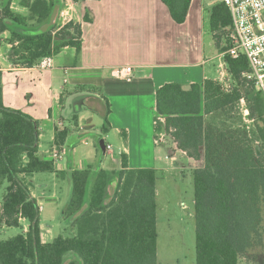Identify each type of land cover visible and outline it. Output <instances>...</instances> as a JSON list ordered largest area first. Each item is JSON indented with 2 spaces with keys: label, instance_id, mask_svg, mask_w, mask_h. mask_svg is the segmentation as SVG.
I'll list each match as a JSON object with an SVG mask.
<instances>
[{
  "label": "trees",
  "instance_id": "trees-1",
  "mask_svg": "<svg viewBox=\"0 0 264 264\" xmlns=\"http://www.w3.org/2000/svg\"><path fill=\"white\" fill-rule=\"evenodd\" d=\"M63 1L22 0L27 8L22 14L11 8L12 0H0V35L10 32L13 44L10 61L32 67L65 47L75 51L76 59L80 57L81 22L71 20L42 30ZM162 1L176 23L186 21L192 0ZM84 19L91 20L88 14ZM231 25L228 7L223 2L215 5L210 27L236 84L226 89L207 79L184 90L183 84L168 82L156 93L155 119H165L155 127L156 134L164 131L188 158L204 162L193 171L197 264H239L241 256L263 238L264 96L243 75L250 69L247 57L226 53L228 42L221 47L218 34L226 28L229 33ZM2 77L0 71V186L7 187L0 203V227L20 226L26 219L28 228L0 240V264H158V172L129 168L124 153L120 170L88 166L71 172V196L62 214L72 233L43 241L41 208L24 176L55 172L56 162L39 155V121L4 104ZM242 98L249 102L250 117L256 122L253 135L237 116ZM110 110L108 101L104 133L110 127ZM64 137L65 133L61 142ZM115 176L117 186L111 193Z\"/></svg>",
  "mask_w": 264,
  "mask_h": 264
},
{
  "label": "crops",
  "instance_id": "crops-1",
  "mask_svg": "<svg viewBox=\"0 0 264 264\" xmlns=\"http://www.w3.org/2000/svg\"><path fill=\"white\" fill-rule=\"evenodd\" d=\"M17 1L12 0L11 8L27 14L22 0ZM220 2L192 0L186 21L178 24L162 0H73L72 19L81 22L83 29L78 59L72 48L65 47L54 56L51 69L8 68L14 63L0 50V62L8 68L2 71L4 104L39 121V155L45 128L51 130L50 157L44 159H53L55 149L65 151L63 158L55 163V172L49 173L64 179L75 169L97 168L86 160L75 161L69 155L68 141L73 137L87 144V135L95 133L103 136L110 146L107 139L111 131L121 136L119 151L120 155L128 156L129 168L163 170L158 165L161 157L156 156L157 90L168 82L192 85L221 78L222 65L226 64L224 52L217 46L210 27V12ZM86 14L90 21H85ZM59 55L62 62H56ZM127 65L133 67L129 79L113 76L115 68ZM42 95L45 99H41ZM108 101L112 109L108 115L110 131L104 133ZM59 133H62L60 137ZM147 143L152 153L142 158ZM24 177L28 182L31 176ZM47 189L44 184L39 194L31 187L41 206L40 199ZM62 190L67 198V189ZM66 198L62 207L69 199ZM46 199L57 205L61 202L57 192Z\"/></svg>",
  "mask_w": 264,
  "mask_h": 264
},
{
  "label": "rangeland",
  "instance_id": "rangeland-1",
  "mask_svg": "<svg viewBox=\"0 0 264 264\" xmlns=\"http://www.w3.org/2000/svg\"><path fill=\"white\" fill-rule=\"evenodd\" d=\"M17 2H20V0ZM67 5V0H64L62 7H67ZM58 22V27L64 26L62 25V20L61 23L59 20ZM228 29L229 28H226L218 34L221 47H225L229 40L230 32H227ZM0 38V50H2L6 54L7 58H9V55L12 52V43L9 41L10 32H4L0 35ZM58 58L59 59L56 60V62H62V57L60 55ZM224 66L227 68L226 71L228 74L217 81H219L226 89H230L234 84H236V82L228 70L227 63H224L223 70ZM41 99H45L43 95L41 96ZM244 100L245 105L249 109V102L245 98ZM36 104L38 106L41 105L37 102ZM237 108V116L241 117V122L247 127L250 132L249 134L253 135L256 122L251 119L250 111L249 115H245V106L241 103V101L239 102ZM158 125L156 126L158 127ZM51 136V130L49 128H45L40 147V155L43 158L50 157L48 150L52 144ZM100 137V134H88L86 137L88 142L87 144L84 142H78L77 140H74L73 137L70 138L68 141V145L71 148L69 155H71L75 161L80 159L86 160L90 165H95V167L103 168L102 166H104V168L108 170H120L122 167L121 152L119 151L121 146V136L115 132H109L107 141L110 142V147L111 145L112 147L110 148L109 154L106 156H103L99 145ZM151 153L152 149L147 143L146 155H141V157L147 158ZM156 156L161 157L159 158V160L161 159V162L158 163V165L163 167V170H159L158 172V195L156 198L158 264H197L194 206L195 188L193 171L202 166L204 162L203 160L196 161L190 159L186 154H182L180 150L175 147V144L170 136L166 137V142L158 144ZM28 182L33 185L31 187L35 193H42L44 184L48 187L45 191L46 194L40 199L44 208L41 212L43 241L51 242L58 235L70 236L72 233L70 221L63 218L62 214V203L65 202L67 195L66 191L62 190V188L67 189L69 195L67 198H70L72 188L71 177L66 176V178L62 179L58 178L55 174L41 172L29 177ZM116 186L117 177L115 176L111 183V193ZM6 187L7 184L0 186V203L3 201ZM53 191H56L61 197V202L58 205L49 202L46 199V197L56 193ZM27 228L28 221L26 219L21 220L20 226H2L0 227V240L11 239L26 231ZM262 234V242L255 244L247 253L241 256L239 264H264V222Z\"/></svg>",
  "mask_w": 264,
  "mask_h": 264
},
{
  "label": "built area",
  "instance_id": "built-area-1",
  "mask_svg": "<svg viewBox=\"0 0 264 264\" xmlns=\"http://www.w3.org/2000/svg\"><path fill=\"white\" fill-rule=\"evenodd\" d=\"M72 2L73 0H67V7H62L60 10L59 21L61 23L62 20V25L73 20L71 12ZM221 2L228 7L232 18L228 50L226 53L234 58H238L242 55L247 57L250 69L243 75L249 82H252L255 85V88L264 96V0H221ZM16 66L20 65L13 64L8 68H14ZM53 66L54 56L48 55L29 68L47 70L53 68ZM8 68L0 62V71ZM226 70L227 68L225 66L223 70L222 65L221 78L228 74ZM132 73L133 67L127 65L115 68L113 76L116 78L129 79L132 76ZM241 103L245 106V115H249V109L245 105L244 98L241 99ZM164 122V117L158 116L157 119H155V127ZM166 137V133L160 131L155 136V142L157 144L166 142ZM109 148L110 146L108 145L107 149ZM64 153L65 151L63 152L59 149H55L53 152V160L55 162L60 161L63 158ZM40 208L42 211L43 206H40Z\"/></svg>",
  "mask_w": 264,
  "mask_h": 264
},
{
  "label": "water",
  "instance_id": "water-1",
  "mask_svg": "<svg viewBox=\"0 0 264 264\" xmlns=\"http://www.w3.org/2000/svg\"><path fill=\"white\" fill-rule=\"evenodd\" d=\"M60 10H61V5L57 4L54 11L52 12V14L50 16L49 21L46 24H44V26L42 27L43 31H47L49 28H51L52 26L57 24ZM190 88H191L190 84L183 85L184 90H189ZM99 145H100V148L102 150L103 156H105L106 152H107L108 144H107V142L103 136H101L99 139ZM256 153H257V156L262 155L261 147L259 144L256 145Z\"/></svg>",
  "mask_w": 264,
  "mask_h": 264
}]
</instances>
